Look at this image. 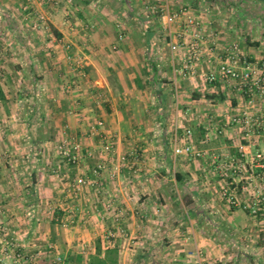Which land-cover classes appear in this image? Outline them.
I'll return each mask as SVG.
<instances>
[{
	"label": "crops",
	"instance_id": "1",
	"mask_svg": "<svg viewBox=\"0 0 264 264\" xmlns=\"http://www.w3.org/2000/svg\"><path fill=\"white\" fill-rule=\"evenodd\" d=\"M168 1L174 7L182 4ZM191 1L195 4L189 6L192 11L212 22L209 32L217 38L212 62L217 55L224 57V46L232 42L247 60L264 56V0H253L250 11L241 8L243 0H226L224 6L222 0ZM131 3L0 0L2 47L10 50L15 43L23 53L12 57L4 51L0 58V223L5 228L0 232V257L12 254L3 243L11 238L20 258L5 259L9 264H89L91 258L103 260L107 250L116 252L117 264H195L187 257V251L195 247L203 250V264H239L243 260L264 264V234L251 249L245 248L244 240L255 235L250 228L255 222L233 208L249 197L224 202L219 195L224 185L213 172V164L223 160L233 166L232 172L238 168L240 172L256 153L264 156V132L245 140L232 121L245 114L259 121L264 130V96L251 102L248 95L229 85L206 83L205 57L195 76L174 74L173 66H179L181 55L170 53L162 21L154 16L147 22L144 10L134 12ZM203 5L208 9H202ZM35 12L47 21L33 30L30 25ZM10 21L13 28L23 31L24 42H12ZM117 21L124 33L120 41ZM65 42L71 44V60L65 57ZM113 44H117L116 50L111 49ZM75 58L81 60L83 77L77 76ZM75 77L77 87L64 89V83ZM46 92L56 97V133L51 139H39L32 125L39 112L36 100ZM97 118L104 122V133L116 138L113 162L126 156L131 165L123 167L115 181L102 174L95 184H86L76 200L83 214L72 228L64 229L56 216L70 205L63 199L65 182L80 172L92 176L90 169L100 156H86L77 167L67 165L57 149L59 132L67 125L71 132L84 134ZM186 129L192 133L191 143L205 152L209 168L203 167L200 159L174 154L173 137L180 146ZM98 142L94 136L82 137L89 150ZM17 145L22 151L26 145L29 149L39 146L37 160L42 168L32 172L37 181L11 179L13 170L6 164ZM134 150L137 160L130 155ZM2 152H8L4 159ZM230 160L241 163L233 165ZM242 173L244 180L233 185L238 181L233 178L226 190L233 195L239 188L248 191V179L254 177L256 195L261 194L258 201L264 205V168L248 165ZM52 205L55 208L49 217L47 210ZM228 205L231 211L223 216L218 208ZM118 210H122L119 218ZM258 219L255 231L262 234L264 217ZM117 221L122 233L105 237ZM211 221L225 222L224 233L214 227L216 236L226 235L225 249L201 230Z\"/></svg>",
	"mask_w": 264,
	"mask_h": 264
},
{
	"label": "built area",
	"instance_id": "2",
	"mask_svg": "<svg viewBox=\"0 0 264 264\" xmlns=\"http://www.w3.org/2000/svg\"><path fill=\"white\" fill-rule=\"evenodd\" d=\"M67 1L71 3V0ZM66 15L68 16V14ZM154 16H158L160 21H162L160 26L166 38L170 53L173 56L176 54L181 55L179 66H173L174 74L185 78L195 76L197 69L205 57L207 69L204 74V80L206 83L212 85L217 83L229 85L238 92L248 95L250 98L264 96V57L258 60H247L241 53L238 44L232 42L230 45L224 47V57L217 55L216 62H212L211 57L215 55L211 54L214 53L217 38L213 32H209V24H205L204 20L193 13L189 6L178 5L174 7L168 0H157L146 6V10L144 11V17L147 22L154 19ZM34 17V26L41 23L44 24L45 17L43 14L37 12L34 14ZM120 24L119 21L116 22L118 41L124 37ZM62 47L66 52L65 57L71 60V44L65 42ZM117 47V44H113L111 49L116 50ZM75 61L78 67L77 76H85L82 65L80 64L81 60L75 58ZM76 87V77L64 83V89L66 90H71ZM232 121L238 124L243 139L245 140H249L251 136L255 135L254 128L260 126L259 121L252 120L245 114L241 117L233 118ZM103 126V120L97 118L89 123L88 130L84 134L79 131L71 132L67 125L63 126L59 132L57 149L67 165L77 167L86 156L92 157L95 153L100 156L99 160L90 169L92 176L80 172L71 180L65 182L63 199L65 205L66 202L70 203V205L67 204V207L62 208L61 215L56 218L61 228H72L76 224L77 217L83 214L76 200L80 197L81 190L86 184H95L102 174H107L112 181H115L119 178L122 168L131 165L126 156H122L118 159V162H113L116 138L105 134ZM190 134L191 131L186 129L183 133L184 138L187 139ZM85 136L98 138L99 142L95 149L89 150V148L84 147L82 137ZM173 143L175 145L173 148L174 154H184L193 159H199L205 156L204 151L196 148L188 140L183 141L182 139V144L177 146V137L174 136ZM243 147V145H240V150ZM137 154L136 150L130 153L134 157V160H137ZM255 157L257 160H263L262 164L264 166V156L256 153L254 155ZM230 161L233 162V160ZM52 209H54L53 205L47 210L49 217L52 216ZM121 213L122 210H118V218ZM4 229L3 224L0 223V232H4ZM118 233H122L119 221L111 229L107 230L105 237H115ZM3 243L6 244L9 250L12 249L13 252L10 251L12 254L7 253L3 257H0V264H9L5 260L9 257L15 261L20 258V254L14 251L15 246L11 238H6L3 240ZM187 257L195 264H203L204 253L200 247H195L193 250L187 251ZM56 260L59 261L60 258L57 257Z\"/></svg>",
	"mask_w": 264,
	"mask_h": 264
},
{
	"label": "rangeland",
	"instance_id": "3",
	"mask_svg": "<svg viewBox=\"0 0 264 264\" xmlns=\"http://www.w3.org/2000/svg\"><path fill=\"white\" fill-rule=\"evenodd\" d=\"M65 1V0H64ZM133 3L135 5H133V3H131V6L130 8L134 11V12H137V13H140V9L142 10H146V6L150 5L151 3H154L156 2L155 0H132ZM176 1H179V4L182 5V6H190V7H194L195 4L191 1V0H176ZM176 1H173L174 4H177ZM253 0H243L241 3L243 4L241 8H243V10L245 9H248L249 11L252 10L254 8V4L252 2ZM77 0H71V4H76ZM225 2L226 0H222L221 1V5H225ZM121 5V4H120ZM174 6V5H173ZM206 6V7H205ZM201 8V7H200ZM208 9L207 8V5H203L202 6V9ZM192 9V8H191ZM263 11H264V5L262 7ZM193 13H195L194 11H192ZM37 13V12H35ZM142 14V13H141ZM33 18V17H31ZM14 19V17H13ZM34 20H35V17L32 19V22H31V28L33 30L35 29H38V27H40V24H37L36 26H34ZM46 18H45V22L44 24L41 23L42 25H46ZM15 24L16 22H18L16 19L15 21H13ZM12 21H10V24H12V28L14 27V23ZM204 22L205 24H209V26L212 27V22L211 20L209 19H204ZM210 28V27H208ZM14 30H11L10 33H12L11 35H8V36H11V38L13 39L12 42H24V37H23V31L19 30V29H16V28H13ZM213 31V30H212ZM28 34V32H27ZM0 35H1V32H0ZM6 36V35H4ZM21 39V40H20ZM12 48H10V50H8L7 48H4L2 47V42H0V58L2 55H4V51H6L7 53L11 54L12 57H18L19 53L20 54H23L21 51H19V49L16 47L17 45L15 43H12ZM225 47V46H224ZM264 57V56H263ZM262 58V57H261ZM254 60H258V59H254ZM1 63H0V73L2 71L1 69ZM29 72V70H28ZM31 79H29V86L31 85ZM56 84H58L57 82H55ZM55 94L57 95L58 94V88H57V91H55ZM50 95H48V93L46 92L45 94H41V96L39 98H37L36 100V103H37V106L39 108V112L36 114V116L34 117L33 120H35L36 124L35 125H32V132L37 136V138L39 139H42V138H47L49 137L50 139L54 137L55 133H56V128H54L55 126V122L57 121V116L55 115L54 112H57L56 111V108L53 107L54 106V103L53 101L56 99V97H49ZM263 97V96H262ZM262 97H253V98H249V101L251 102H258L259 99H261ZM31 100H27V102ZM40 124V127L37 125V124ZM238 125V124H237ZM38 128H40V130L38 131ZM239 128V127H238ZM255 135H258L260 133V130H261V133L264 132L263 127L260 125L259 127H255ZM192 134V133H191ZM190 136L192 135H189L187 139L184 138V135L181 136L184 140H188L189 142H191L189 139H190ZM240 136H243L242 134ZM180 139V138H179ZM18 144V143H17ZM196 147V146H195ZM20 148H21V145H20ZM18 147V145L16 146L15 150L11 153L10 158L11 160L9 161L8 164H6V166H10V168L8 169H12L13 171L12 172H9L11 173V179H13V181L15 182H33V180L35 181L37 177L36 175L34 176L32 174V172L35 170H37L39 168V166L41 167L42 164L41 163H38L40 161L37 160V157H38V148L39 146L36 145L34 146L33 148L29 149V146L26 145V149L24 151H22V149H20ZM197 148V147H196ZM200 149V148H198ZM202 150V149H200ZM4 154H8V152H2L1 153V156L2 158L4 159ZM203 158V159H202ZM200 159V162H201V165L204 167H208V162H207V159H204V156L199 158ZM2 161V160H1ZM4 163V161H2ZM234 163L236 165L239 166V164L241 162H237V161H233V165ZM263 160H257L256 157L254 158H250L247 160V163H244V167L242 168V172L246 169V167L248 165H251V167H256L258 166L259 164V168H264L263 166ZM11 164V165H10ZM4 165V164H3ZM215 165V169L213 172L214 173H217V178L215 179H218L221 181V184L224 185V187L220 188L219 189V195L220 197L223 198L224 202L227 200L228 202L231 201L230 198H232V200H235L236 197H239V196H248L249 199L245 200L244 203L241 202V204L239 206H235L233 207L234 209H236L237 211H239L240 213H245L247 214L248 216L250 217H253V221L255 222L254 225H252L251 228V231L253 234L255 235H251L249 237H247L246 240H244L245 244V248L247 249H251V247L253 246V244L258 241V239L263 236V232L264 231H261L262 234L260 233H257L255 230H257V227L259 226L257 224V221L259 220L258 218H262L264 217V205H262L261 201H258V198L261 197V194L260 195H256L258 194L257 191L255 192V190L257 189V179L254 178V177H250V179H248V182L250 183L249 185L246 186V189L248 191H252L254 192V194L252 195V193L249 195H245V193L247 194L248 191H246L244 189V192L242 191V189L239 188V191H236V194L233 195V193L231 194L228 190H226V186H231L230 185V181L234 182L233 178H237L238 181H236L235 183H233V185L239 183L241 180H244V177H240L241 175H243V173L239 171V168L238 169H235V172L233 173L232 170H230V168H232L233 166L230 165V163H226V161H222V163L216 165L215 163L213 164ZM218 166V167H216ZM213 166H210L211 169L214 168ZM42 168V167H41ZM209 168V167H208ZM7 169V168H6ZM36 173V172H35ZM203 175V174H202ZM246 175V174H245ZM6 177V176H4ZM24 177V178H23ZM7 179V178H6ZM19 179V180H18ZM8 181V180H7ZM37 181V180H36ZM254 190V191H253ZM233 195V197H231ZM253 196V197H252ZM227 204V203H226ZM232 204H236V201H233ZM53 208V207H52ZM55 208V207H54ZM210 209V207L208 208ZM219 209V212L225 216L227 215V212H229V210L231 211V208L228 206L226 207H220L218 208ZM61 215V214H60ZM59 215V216H60ZM208 215V214H207ZM58 216H56L57 218ZM210 217V215H209ZM213 220V219H211ZM219 226V230L226 232L227 230V226L225 224V222L223 223H220L218 221V223L216 222H212L211 223H208V224H203L201 227V230L206 233L207 237H213L215 238V242L217 243H221L223 244V247L225 249L226 246V235L222 234L219 235V236H216L215 235V226ZM264 225V224H263ZM215 227V228H214ZM254 230V231H253ZM259 237V238H258ZM222 264H229L228 261H226V263H222ZM233 264V262H232ZM239 264H246V261L243 260L242 262H240Z\"/></svg>",
	"mask_w": 264,
	"mask_h": 264
},
{
	"label": "trees",
	"instance_id": "4",
	"mask_svg": "<svg viewBox=\"0 0 264 264\" xmlns=\"http://www.w3.org/2000/svg\"><path fill=\"white\" fill-rule=\"evenodd\" d=\"M89 264H117L116 252L114 250H107L103 260L99 261L97 258H91Z\"/></svg>",
	"mask_w": 264,
	"mask_h": 264
}]
</instances>
